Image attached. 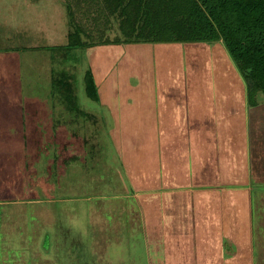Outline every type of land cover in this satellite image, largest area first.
<instances>
[{"label":"rangeland","instance_id":"obj_1","mask_svg":"<svg viewBox=\"0 0 264 264\" xmlns=\"http://www.w3.org/2000/svg\"><path fill=\"white\" fill-rule=\"evenodd\" d=\"M156 1L148 0L146 27L159 33L193 11ZM65 3L92 44H69ZM123 3L140 23L141 5ZM115 8L113 0H0V264H264V112L253 121L248 105L247 119L230 121L233 100L246 96L241 71L220 42L118 41L125 17ZM89 72L99 101L87 94ZM54 76L68 83L56 86ZM144 116L158 119L162 150L181 147L187 186L200 181L189 170L192 143L200 157L209 147L225 153V171L208 178L226 191L216 199L139 192L165 181L159 166L144 174ZM249 147L254 161L237 170Z\"/></svg>","mask_w":264,"mask_h":264},{"label":"trees","instance_id":"obj_2","mask_svg":"<svg viewBox=\"0 0 264 264\" xmlns=\"http://www.w3.org/2000/svg\"><path fill=\"white\" fill-rule=\"evenodd\" d=\"M105 1L110 2V0ZM113 1L116 3L114 12L120 11L119 15L125 17L119 24L121 35L118 36V41L129 44L140 41L147 43L220 42L227 49L245 79L248 105L253 107L260 99L264 100V0H177L178 3H183L182 7H188L186 4L192 6L193 11H190V17L177 19L172 27L161 25L160 33L154 28L146 27L147 19H151L149 12H146L151 6L148 0H135L145 12L139 15V17L143 16L140 23H137L136 18L131 20L133 12L123 3L126 0ZM160 1L157 0L156 3L160 4ZM65 5L70 26L73 28L70 32L69 44L75 48L92 44V41L84 38L86 33L75 20L71 5L68 3ZM162 10H164L163 7ZM163 30L168 36L162 35ZM64 82L67 81L59 77L54 79L56 86ZM65 87L70 91L67 97L70 99L69 104L73 107L76 97L68 84ZM86 90L91 99L99 101L98 89L91 72L88 74Z\"/></svg>","mask_w":264,"mask_h":264},{"label":"crops","instance_id":"obj_3","mask_svg":"<svg viewBox=\"0 0 264 264\" xmlns=\"http://www.w3.org/2000/svg\"><path fill=\"white\" fill-rule=\"evenodd\" d=\"M245 94H246V86H245ZM228 103L230 104L231 101L229 100ZM233 104L234 105L236 104V106H235V109L232 110L233 114L231 115L232 117H231L230 121L232 122L233 125H235L233 123L234 120H237V118L234 119L235 113H237V115L240 119H241V117L247 119L249 116V114L246 111L247 107H248L247 96H245L243 98H239V99H234ZM236 108H240V110H238ZM250 108H251L252 113H254V114L251 113L252 114L251 116L253 117V121L254 120L258 121L259 116L264 112V100L260 99V101L258 102L256 107H254V108L250 107ZM145 109H147V107H145ZM221 109H224V108H221ZM159 110H160V108H159V104H158V111ZM219 111H222V110H219ZM221 117L223 119V116H221ZM212 119H213V121L218 120V115L216 114V112L214 113V115H212ZM144 120H146V123H147L146 128L144 130V133H145V135H144V138H145V148H144L145 162H144V166H143V169H145L144 174L148 175L149 177L152 176L154 174V172H156V174H157V172H158L157 168L159 166V173L163 172L165 174V178H164L165 181H164L162 187L160 184L159 189L149 190V188H144L145 190L140 189L139 192L145 193L144 196H149L148 194H152L153 192H161V191H168V192H171L174 194L175 193H183L185 191V193L188 194V196H191V195L195 196V195H197V193L209 192V193L213 194L215 196V199H216V197H218V195H219V190L226 191V188H227L226 184L227 183H224V181L214 182V181H211L212 179L208 178L209 173L217 174L220 171H222V169H223V172L225 171L224 170L225 167L223 164L224 163L223 159L226 158L225 153L222 154V152H221L220 156H217V154H215L213 149L209 147V149L204 150L206 152L205 156L200 157V154L199 155L197 154L198 144L192 143L191 146L192 147L196 146V147L192 148V155H191L192 156V165H191V168L189 170L194 173L193 177H196V173H198L200 181H198L197 183H195L193 185L187 186L183 182H185L187 180V178L189 176L188 175L189 172H188V169L186 168V165H187V163H185L186 161L182 160L180 158L181 152L180 151L178 152V150L181 147H177L178 144L176 143V149H174L175 147L170 146L171 148L170 147H168V148L163 147V150H162L160 140L162 139V143H163V135L162 134L160 135V133H159L160 126L158 125V119H154L153 116H151L148 119L145 117ZM159 120L162 121L161 117ZM158 126H159V130L156 131ZM259 128H260V124H259ZM177 131H178L177 134L169 131L168 138L170 140V144H172V145L176 142L175 139L177 138V136H181L180 133L182 134V132L180 130H177ZM165 135H167V134H165ZM261 137H263V136H261ZM159 138H160V140H159ZM181 138H182V136H181ZM178 141H179V139L177 140V142ZM220 144H222V142ZM159 145H160V147H159ZM163 145H164V143H163ZM169 150L171 152L170 156H168ZM252 151L254 152L255 150H252L249 147L243 151V155H242V151L240 149V153L237 154L240 156V157L238 156L239 158H238V162L236 165L237 170L242 169V168H245V169L249 168V166H250L249 162L251 161V163H252L254 161L252 158ZM209 153L216 155L217 156L216 160H214L212 158L211 161L208 162L207 156H210ZM197 155L199 156V158L197 157ZM178 159H180V165H176V163H173L174 161L176 162ZM199 160H201L202 162ZM182 163H185V164L182 165ZM207 163H209V164H207ZM137 165H138V161L135 160V163H133L132 167H130V171L127 167L126 168L124 167L126 170H128L130 172L131 183L134 185L135 184L138 185V183H139L137 181V180H139V177L137 176V172H136ZM154 166L157 167L156 170L151 171V167H154ZM131 172L136 173L137 177L134 178L132 176ZM257 175H259V174H257ZM205 178H208V179L204 180ZM172 181H174V182L169 183ZM191 181H193V180L191 179ZM179 195H176V196H179ZM193 200H195L194 197H193ZM202 228H204V227H202ZM199 229L200 228H198L196 230H199ZM215 230H216V228H215Z\"/></svg>","mask_w":264,"mask_h":264}]
</instances>
